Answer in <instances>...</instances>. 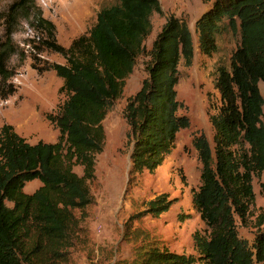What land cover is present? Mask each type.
<instances>
[{
    "label": "trees",
    "instance_id": "16d2710c",
    "mask_svg": "<svg viewBox=\"0 0 264 264\" xmlns=\"http://www.w3.org/2000/svg\"><path fill=\"white\" fill-rule=\"evenodd\" d=\"M155 12L163 13L160 0H114L69 46L58 42L56 25L38 14L46 34L38 50L66 61L49 62L42 70L51 69L63 80L59 91L67 97L59 113L47 115L60 131L57 142L31 144L11 124L0 129V264H60L65 259L79 226L73 210L86 214L94 199L87 181L95 177L96 154L103 150V120L146 53ZM195 29L199 51L208 56L217 51L224 29L240 35L230 68L220 67L215 79L221 105L211 115L214 145L204 135L194 139L202 172L192 202L208 227L204 235H193L195 246L208 264H264V219L251 242L239 236L236 225V216L243 220L255 202L253 177L264 173V0H212ZM194 52L188 22L169 16L148 52L147 77L125 108L133 172L161 165L178 132L188 127L189 119L178 113L176 86L180 61L191 65ZM6 64L0 56V91L12 76ZM75 165L83 167L82 176ZM35 179L41 186L26 192V183ZM172 203L162 193L145 212L159 216ZM196 261L192 254L153 244L137 264Z\"/></svg>",
    "mask_w": 264,
    "mask_h": 264
},
{
    "label": "rangeland",
    "instance_id": "374dc122",
    "mask_svg": "<svg viewBox=\"0 0 264 264\" xmlns=\"http://www.w3.org/2000/svg\"><path fill=\"white\" fill-rule=\"evenodd\" d=\"M113 1L0 0V56L3 63H7L8 73L12 74L0 91V129L4 124H11L31 144L40 140L58 141L60 131L47 115L59 113L67 96L59 91L61 78L51 69H42L49 62L65 64L66 61L55 52L38 50L46 34L37 16L41 13L52 21L57 28L58 42L69 46L73 39L91 28L99 10ZM160 3L163 13L155 12L151 17L152 30L145 40L146 53L138 58L122 95L103 120V150L96 154L95 177L87 181L94 199L86 208V214L73 210L79 226L72 231L70 248L60 264H137L143 252L153 244L166 246L173 252L192 254L197 258L194 264H208L199 258L193 239L195 233L204 235L208 231L192 202V191L201 185L202 172L194 139L204 135L211 146L214 145L211 115L217 113L221 105L215 79L220 67L230 68L240 35L224 29L217 37V51L211 56L205 55L198 48L195 22L211 6L212 0H160ZM172 15L188 22L194 40L192 64L180 61L176 86L181 104L178 113L189 119V125L178 132L174 147L161 165L137 173L132 171V143L125 108L147 77L148 52ZM260 90L264 95L263 82H260ZM74 171L80 176L84 174L81 165H75ZM41 184L39 179L29 181L24 190L33 193ZM263 185L264 173L255 175V202L249 206L243 220L236 216L239 236L250 242L259 221L264 219ZM162 193L173 200L169 210L159 216L147 214L148 202Z\"/></svg>",
    "mask_w": 264,
    "mask_h": 264
},
{
    "label": "crops",
    "instance_id": "0c3cea01",
    "mask_svg": "<svg viewBox=\"0 0 264 264\" xmlns=\"http://www.w3.org/2000/svg\"><path fill=\"white\" fill-rule=\"evenodd\" d=\"M96 16H97V14H96ZM95 22H96V21H95ZM94 24H95V23H94ZM60 80L62 81V84H63V80H62V79H60ZM40 186H41V185H40ZM40 186H39V187H40ZM33 192H34V191H33Z\"/></svg>",
    "mask_w": 264,
    "mask_h": 264
}]
</instances>
